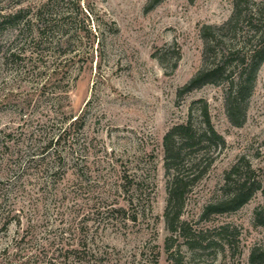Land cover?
I'll return each instance as SVG.
<instances>
[{
	"label": "rangeland",
	"instance_id": "rangeland-1",
	"mask_svg": "<svg viewBox=\"0 0 264 264\" xmlns=\"http://www.w3.org/2000/svg\"><path fill=\"white\" fill-rule=\"evenodd\" d=\"M47 1L0 0V21L23 16L0 27V264H253L255 250L264 260V62L240 127L224 85L181 92L204 66L202 27L225 24L235 0H60L66 54L57 30L35 39L34 14ZM249 30L226 43L249 51ZM199 101L226 144L213 147L182 217L202 247L176 234L167 252L163 139L191 109L200 121ZM76 118L85 123L78 154L54 162L45 145ZM235 164L232 178L259 189L235 212L208 214L230 193Z\"/></svg>",
	"mask_w": 264,
	"mask_h": 264
},
{
	"label": "trees",
	"instance_id": "trees-1",
	"mask_svg": "<svg viewBox=\"0 0 264 264\" xmlns=\"http://www.w3.org/2000/svg\"><path fill=\"white\" fill-rule=\"evenodd\" d=\"M161 1L163 0H151L149 8L154 7ZM189 1L192 2L193 0ZM59 5L60 0H48L37 9L34 14V22L38 25L35 31V39L38 44H42L45 38L57 34L55 32L58 31L64 36L61 35L62 39L57 40L54 46L66 54L71 50L69 48L72 37L69 36L65 39L70 31L64 33L62 24L58 20L60 17L56 13V8ZM22 17L21 13L4 17L0 21V27L17 24ZM243 26H247L250 29L249 31L253 33L252 37L257 40L254 48L249 51H244V47L238 46L234 42L228 44L225 41L226 37L234 39L243 29ZM201 36L205 43L203 51L204 66L191 78L181 92H191L210 84L224 85L225 109L228 119L232 125L240 127L246 119L248 102L254 91L259 69L264 62V1L258 3L254 0H235L231 18L219 27L203 26ZM50 44H52V41H50ZM177 65L178 62L175 63L174 68ZM53 72H56V70ZM54 76L55 74L50 77L49 83L53 81L51 78H54ZM199 102L202 104L198 117L200 121L194 118L191 109L188 120L184 124L172 127L163 139L164 169L168 178V197L164 219L173 235L167 241V252L172 248L169 241H172L176 234L186 236L190 248L202 247V239L197 238L191 232L182 217L187 198L193 186L207 174L216 160L213 147H224L226 144L225 139L215 130L212 124L208 102ZM84 126L83 119L76 118L69 126L60 128V131L49 139L45 145L44 150L45 153L48 152L47 156H51L54 162H57V160L66 162L69 156L78 154L77 150L74 149L78 143L75 134L84 129ZM63 144L65 146L69 144L66 151H62ZM238 170L239 165L235 164L227 172L226 181L230 186V193H226L224 197L209 205L207 208L208 214L235 212L247 204L257 192L259 187H255V184L248 185L247 182L232 178ZM131 188L129 187L128 193L132 192ZM133 190L136 193L139 189ZM138 195L137 198L135 195L131 196L129 200L131 205L134 204V199L138 200ZM115 211L124 212L123 209ZM215 244V241H212L209 246ZM251 260L253 264H264L263 257L257 254L256 250L252 253Z\"/></svg>",
	"mask_w": 264,
	"mask_h": 264
}]
</instances>
